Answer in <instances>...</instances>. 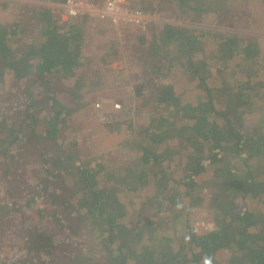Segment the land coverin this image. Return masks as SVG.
Here are the masks:
<instances>
[{"label": "trees", "instance_id": "1", "mask_svg": "<svg viewBox=\"0 0 264 264\" xmlns=\"http://www.w3.org/2000/svg\"><path fill=\"white\" fill-rule=\"evenodd\" d=\"M191 2L138 8L206 11ZM141 31L142 83L104 112L116 167L84 144L99 133L75 125L103 85L83 71L120 48L87 51L82 29L43 7L0 22V264H264V40ZM140 98L147 117L133 123Z\"/></svg>", "mask_w": 264, "mask_h": 264}, {"label": "rangeland", "instance_id": "2", "mask_svg": "<svg viewBox=\"0 0 264 264\" xmlns=\"http://www.w3.org/2000/svg\"><path fill=\"white\" fill-rule=\"evenodd\" d=\"M45 1L46 0H0V22H13L18 17L19 9L23 8L27 11V8H30L32 11L34 8H41V5H43ZM193 1L194 3H190V6L192 7L196 3H201V1L199 2L198 0ZM207 1H209V4L206 2L207 4H203V8H205L208 13L205 11L201 14L199 11L195 13L193 11V14L185 13L179 17H173L174 13L173 10H171L172 8L169 13L168 10L165 11L166 14L162 11H159L158 13L174 25L191 27L197 30L196 34H199L198 31L201 32L205 30V24L210 25L211 22H217L219 24L211 26L210 28L206 27L207 31L224 35L228 33L234 35H250L264 39V27H262L261 22L257 17V12H255L254 7L256 4H253L251 0H249L248 5H246L245 11L243 10V7H245L247 2H242L241 0H234L232 5H226L225 2L227 0ZM197 6L199 7L200 5ZM222 8L230 10L227 11ZM217 9L222 13L220 19H210L211 12ZM259 18L262 17L259 16ZM68 22L74 24L75 27L82 29L85 36L84 46L87 51L95 53L96 51L103 50V47L105 48L106 46L109 50L115 52L120 48L119 53L113 55L114 59L111 62H105L104 64L101 60L98 61L96 65L87 67L83 71L90 76L91 81L99 75L103 81V85L102 88L99 89L100 92L89 99L86 108L83 110L82 116L79 117V122L75 125L76 128H81L87 124L92 129V132L94 131L95 134L99 133V137L95 136L94 139L88 135L83 136L84 144L92 142L93 146L91 147L94 148V151L95 148L97 149V152H95L97 157L106 160L109 164L112 163L116 167H119L123 162V158L121 152L115 150V147L121 137L113 134L112 137L103 138V136H106L103 132L105 128L98 119L99 114L95 109V105L97 103L100 104V112L104 113L106 111L109 112V114L117 115L118 113L114 111L112 104L118 103L122 105L130 103L129 98L131 97H129V92L133 86L142 83L144 71L143 64L135 57L134 49L136 47V42L133 40L137 38V34L142 32L141 30L144 32L146 31L145 29L139 30V28L134 27L119 28L115 30L107 25L85 20H71ZM207 41L206 48L211 43L210 40ZM194 86L193 83H184L182 89L189 92L193 90ZM86 98H89V96H86ZM141 100V98L138 99L137 105H133V109L136 107L140 109L138 115L134 116V118L132 117L133 123L141 122L147 117L146 107L148 105L144 107V103H142ZM132 101H134V99H132ZM185 103H189V100L186 99ZM148 104H150L149 101ZM128 117L129 116H124L123 120L128 119ZM116 119L119 120L118 118ZM119 121H121V119ZM180 160V158L174 157L168 161L166 167L172 169L174 166L181 163ZM262 201L264 204V200ZM1 211L2 210H0V212Z\"/></svg>", "mask_w": 264, "mask_h": 264}, {"label": "built area", "instance_id": "3", "mask_svg": "<svg viewBox=\"0 0 264 264\" xmlns=\"http://www.w3.org/2000/svg\"><path fill=\"white\" fill-rule=\"evenodd\" d=\"M148 0H46L41 7L50 10L59 21H93L113 29L134 27L145 29L149 24L174 25L164 19L157 10H143L140 4ZM137 6V7H136ZM99 103L95 105L98 119L102 124L111 122V118L100 112ZM114 111L119 112L122 105L112 104ZM110 120V121H109Z\"/></svg>", "mask_w": 264, "mask_h": 264}, {"label": "crops", "instance_id": "4", "mask_svg": "<svg viewBox=\"0 0 264 264\" xmlns=\"http://www.w3.org/2000/svg\"><path fill=\"white\" fill-rule=\"evenodd\" d=\"M200 1H201L202 4H207V3H209V1H207V0H200ZM241 1H242V2H247V4H245V7H243V10L245 11V10H246V5H248L249 0H241ZM206 2H207V3H206ZM242 2H241V3H242ZM251 2H252L253 4H256V6H255L254 8H255V12H257V10L260 8L259 1L251 0ZM260 10H261V9H260ZM262 10H264V9H262ZM257 15H262V18H259V16H257V17H258V19L260 20L262 27H264V13H262V14L258 13ZM209 18H210V19H216L214 15H211ZM216 20H217V19H216ZM217 24H219V23H217V22H211L210 25H208V24H205V25H206V27L210 28L211 26H214V25H217ZM206 27L204 26L205 31L208 32ZM211 33H213V32H211ZM263 40H264V39H263ZM261 115H264V112H263V111H262ZM258 116H259L258 114H257V116H256V115L251 116V117L249 118V120H251V121H256V120L258 119ZM249 122H250V121H249ZM103 132H104L105 135H106V136H103V138H105V137H112V136H113V134H108V133H107L106 131H104V130H103ZM113 138H114V137H113Z\"/></svg>", "mask_w": 264, "mask_h": 264}]
</instances>
